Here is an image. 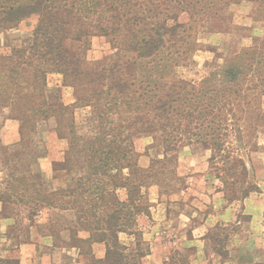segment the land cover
Listing matches in <instances>:
<instances>
[{
	"label": "trees",
	"instance_id": "obj_1",
	"mask_svg": "<svg viewBox=\"0 0 264 264\" xmlns=\"http://www.w3.org/2000/svg\"><path fill=\"white\" fill-rule=\"evenodd\" d=\"M242 1L0 0V30L39 18L26 48L0 55L2 108L21 107L35 95L42 99L48 74L56 72L75 89L78 104L91 108L89 121L100 128L95 140L102 147L88 148L90 159L100 162L91 169L96 184L86 190L80 212L111 210L89 221L105 252L91 264H142L146 256L132 228L138 217L149 216L143 188L150 175L134 169L130 179L123 173L130 167L125 162L132 137L151 136L166 152L194 144L211 150L218 178L231 179L223 180L229 200L246 199L258 189L244 156L256 151L264 128V45L242 50L199 84L178 72L197 52L201 29ZM93 38L106 39L113 50L95 63L85 56ZM123 189L124 197L118 192ZM122 233L136 238L134 251L121 243ZM212 242L216 250L222 241ZM0 264L20 262L0 258ZM163 264L192 260L174 250Z\"/></svg>",
	"mask_w": 264,
	"mask_h": 264
},
{
	"label": "rangeland",
	"instance_id": "obj_2",
	"mask_svg": "<svg viewBox=\"0 0 264 264\" xmlns=\"http://www.w3.org/2000/svg\"><path fill=\"white\" fill-rule=\"evenodd\" d=\"M38 20L32 16L13 29L0 30V55L26 48ZM198 39L190 64L178 70L197 84L242 50L264 45V0L231 5L201 29ZM112 53L106 39L93 38L85 56L95 63ZM43 91L42 99L27 98L21 107L2 108L0 103V258L13 259L12 251L30 243L39 252L37 264L49 258L55 264H91L100 256L102 242L89 221L103 219L111 210L108 206L88 215L85 207L87 213L80 212L89 198L86 190L96 184L91 169L100 162L90 159L88 148L102 147L95 140L100 128L89 121L91 108L78 104L75 89L65 85L62 75L48 74ZM261 131L256 151L244 156L250 182L258 187L248 201L229 200L223 180L231 179L218 178L211 150L194 144L166 152L151 136L130 139L132 152L125 162L130 167L123 173L130 179L134 169L150 175L143 188L149 216L138 217L132 228L140 233L146 253L139 259L142 264H163L174 250L188 253L192 264H264V218L255 213V207H264ZM124 190L118 191L122 197ZM119 239L136 249L133 235L122 233ZM214 239L222 241L216 250Z\"/></svg>",
	"mask_w": 264,
	"mask_h": 264
},
{
	"label": "crops",
	"instance_id": "obj_3",
	"mask_svg": "<svg viewBox=\"0 0 264 264\" xmlns=\"http://www.w3.org/2000/svg\"><path fill=\"white\" fill-rule=\"evenodd\" d=\"M249 199L250 198H247L246 200L248 201ZM255 210H256L255 213L258 215V218H260V217L264 218L263 217L264 216V207L263 208L262 207L261 208L255 207ZM203 241L205 242L206 240H203ZM196 245H198L199 247H204L203 242L201 240H196ZM100 248L101 249L98 252V254H100V256L98 257V259H103L105 256L103 245H101ZM202 250H203V248H202ZM12 252L15 253L14 256H10V254L7 253V251L5 250V254H7V255L9 254L8 256L12 257L13 259L16 258L17 260H19L20 264H37L36 260H38V263L40 262L39 252L37 250L36 245H34V244L24 243V244L20 245L15 251H12ZM49 259H51V260H49V262L46 264H55V262L52 258H49Z\"/></svg>",
	"mask_w": 264,
	"mask_h": 264
}]
</instances>
